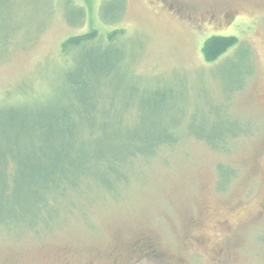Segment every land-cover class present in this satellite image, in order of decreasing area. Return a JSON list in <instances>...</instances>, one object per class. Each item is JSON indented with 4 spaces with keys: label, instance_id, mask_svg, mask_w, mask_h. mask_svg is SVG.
I'll list each match as a JSON object with an SVG mask.
<instances>
[{
    "label": "rangeland",
    "instance_id": "1",
    "mask_svg": "<svg viewBox=\"0 0 264 264\" xmlns=\"http://www.w3.org/2000/svg\"><path fill=\"white\" fill-rule=\"evenodd\" d=\"M212 36L238 43L208 63ZM73 107L80 151L108 159H73L97 178L45 217L0 204V264H264V0H0V178L28 159L27 194L49 193Z\"/></svg>",
    "mask_w": 264,
    "mask_h": 264
},
{
    "label": "trees",
    "instance_id": "2",
    "mask_svg": "<svg viewBox=\"0 0 264 264\" xmlns=\"http://www.w3.org/2000/svg\"><path fill=\"white\" fill-rule=\"evenodd\" d=\"M122 33L119 31L112 32L111 34L108 35V41L107 43H113L116 38H118ZM98 38V34L96 32H92L87 35L83 36H77V37H72L66 40L62 44V54L64 57H68L69 52L72 51V49L79 48L84 45H89L93 44ZM238 43L237 39L232 36H212L208 38L202 47V55L205 59L206 62L208 63H213L217 61L219 58H221L227 51L232 49L236 44ZM82 76L79 74L78 79L82 80ZM81 113L77 108L72 109V111L69 113V115L62 117L63 120H67V127L63 129L64 134L69 136V140L64 143L61 147L59 146L58 148L55 147V149L51 148V153L49 157L51 160L48 163L51 164L48 165V169L43 168L42 166H39L40 171H41V176L46 175V177L51 178L49 181L45 180V178L40 177V181L38 185L40 186L43 185L44 182L45 184V191L48 190L50 191L44 196H35V193L33 194H27L28 190L31 189L32 185H35L34 183V178L31 176V172L33 175H38L37 170L34 168L33 170H30L28 166H25V162H21L23 160H28V159H23L19 160L18 158L16 159H9L5 160L3 165H2V175L0 178V181L3 185V193L0 195V204L5 203V204H10L12 205L9 201L17 200V205H12L13 207L21 208V205L23 202H26L29 198H32V202L29 206L33 204H37L38 201H42L43 204H45L41 209L40 214H48L52 213L53 208H58L60 209V206L62 203L67 199L66 197H69L70 193L74 190L75 184L73 183V179H83L84 181H87L89 177L91 176L92 178H97V173L92 172L91 175L85 176L84 172H81L80 165L76 166H69V163H73V159L78 158L79 156L83 157V163L85 165H91L93 162H98L97 160L100 159V161H107L108 155H96L93 153L92 155H87L84 152L80 151V148L85 145V142L82 144V141L75 140V133L76 131L75 128H72L73 123L75 122V118L80 117ZM35 127V126H34ZM41 127L40 131L45 130L46 127L43 126H37ZM67 128L69 130L67 131ZM31 131H35V129H31ZM62 133L63 131L60 130ZM51 133V131H50ZM33 134V133H32ZM35 136V134H33ZM226 136V137H225ZM225 139L223 140L222 143H225V140L228 141L231 137H235V134H231L230 132L225 134ZM55 139L52 138L51 136H47L45 138L44 143H48V141ZM78 142H81V145H76ZM73 143V144H72ZM225 146V145H224ZM223 145L217 146L215 149H223ZM64 149H67L66 153L62 152ZM83 149V148H82ZM71 151L73 153H71ZM140 154H143L139 152ZM42 156H46L43 155ZM63 160H66L67 163L65 164ZM99 163V162H98ZM31 169L33 168L32 165H30ZM38 169V168H37ZM72 172V173H71ZM71 178H73L71 180ZM32 183V185L30 184ZM85 183V182H84ZM64 186L67 187V189H64ZM14 195L12 194L13 191ZM18 192V193H17ZM8 193V196L6 194ZM17 195L15 196V194ZM4 196H6L4 198ZM42 204V205H43ZM48 221V219H46ZM42 222H47L43 221Z\"/></svg>",
    "mask_w": 264,
    "mask_h": 264
}]
</instances>
